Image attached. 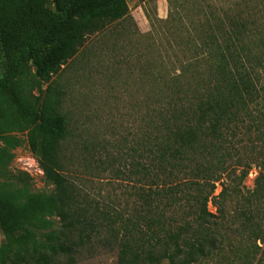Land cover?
<instances>
[{"label": "trees", "instance_id": "obj_1", "mask_svg": "<svg viewBox=\"0 0 264 264\" xmlns=\"http://www.w3.org/2000/svg\"><path fill=\"white\" fill-rule=\"evenodd\" d=\"M166 1L155 39L179 74L144 72L140 138L98 165L132 185L100 204L69 176L53 77L129 19L126 2L0 0V264H77L105 251L116 264L264 263V0ZM24 143L50 193L10 172Z\"/></svg>", "mask_w": 264, "mask_h": 264}, {"label": "rangeland", "instance_id": "obj_2", "mask_svg": "<svg viewBox=\"0 0 264 264\" xmlns=\"http://www.w3.org/2000/svg\"><path fill=\"white\" fill-rule=\"evenodd\" d=\"M125 2L129 19L111 33L88 39L74 60L53 77L59 91L63 93L60 111L68 123V144L64 150L69 176L89 194L90 201L100 204L121 201L124 189L132 185V182L127 184L122 179H116L109 170L98 168V165L101 162L108 165L113 159L118 161L120 153L140 138L139 130L149 114L147 109L151 89L145 82L144 72L151 75L161 70V74L167 73L171 77L179 74L176 58L171 56L170 49L169 53L164 52L168 46L164 44L163 48L155 39L156 31L163 26L161 21L168 18L167 1ZM173 40H168L172 48L176 47ZM154 43L163 48L158 51L159 54L152 50ZM174 52L183 59L179 51ZM157 54L161 57L158 58ZM13 154L10 172L29 175L33 192L50 193L53 188L44 183L43 173L26 144ZM247 159L241 157L240 161L245 162ZM251 165L242 183L246 191L253 189L258 176L256 164L253 162ZM113 166L117 167L119 163ZM220 190L216 186L214 196ZM208 210L215 213L210 204ZM232 241L236 246L240 243L238 237L232 238ZM2 242L0 231V244ZM259 246L264 250V244L259 243ZM77 264H116V256L106 251L100 252Z\"/></svg>", "mask_w": 264, "mask_h": 264}]
</instances>
